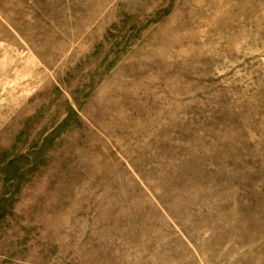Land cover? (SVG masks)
Wrapping results in <instances>:
<instances>
[{"label": "rangeland", "instance_id": "obj_1", "mask_svg": "<svg viewBox=\"0 0 264 264\" xmlns=\"http://www.w3.org/2000/svg\"><path fill=\"white\" fill-rule=\"evenodd\" d=\"M0 264H264V0H0Z\"/></svg>", "mask_w": 264, "mask_h": 264}]
</instances>
